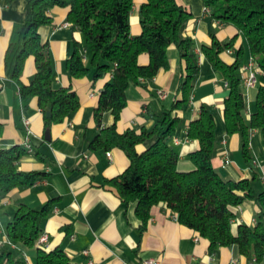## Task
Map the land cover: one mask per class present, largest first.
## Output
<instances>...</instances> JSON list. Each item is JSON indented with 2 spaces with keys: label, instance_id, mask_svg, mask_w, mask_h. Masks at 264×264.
Wrapping results in <instances>:
<instances>
[{
  "label": "crops",
  "instance_id": "obj_1",
  "mask_svg": "<svg viewBox=\"0 0 264 264\" xmlns=\"http://www.w3.org/2000/svg\"><path fill=\"white\" fill-rule=\"evenodd\" d=\"M144 0H133L129 14V33L140 32L139 7ZM28 0H0V149L30 145L32 152L25 153L17 162L22 172H38L39 179L29 187L11 190L0 195V239L5 238V227L18 206L23 203L38 209L52 201V210L42 223V233L47 241L39 246L46 251L61 248L76 264H138L142 259L154 258L158 264H264L254 255H243L236 245L216 247L211 250L207 239L178 222L175 214L163 204L151 207L149 218L143 225L135 213V203H123L108 180L121 174L128 166L124 153L111 147L108 150H92L89 145L99 131L93 119V110L104 84L110 80L107 74L93 80L91 72L79 78L68 76L65 63L74 48L89 54L81 32L66 20L67 9L54 7L49 10L51 23L40 27L41 38L47 42L51 55L52 87H71L77 94L79 107L70 112L61 123L44 125L43 114L35 97L22 99L18 86L6 78L4 54L14 25L24 20V7ZM191 16L183 35L192 39L197 52L199 75L191 90L188 104L175 115L180 119L170 144L178 155L177 169L187 172L193 169L188 154L198 148L196 140L189 139L186 130L190 121L199 115L201 105L209 107L215 122V141L211 163L217 173L226 180L248 179L255 194L264 190V144L259 129L249 136L250 162L241 153L239 135L227 134L222 117L223 101L228 93L222 74L213 69L201 53V46H209L213 39L220 43L234 38L230 49L220 53L223 62L230 64L241 49L240 66L251 58L246 40L233 25L215 20L203 0H177ZM168 68L159 70L149 80L130 84L125 90V107L116 122V130L139 132L151 130L164 109H169L177 97L185 64L173 45L167 49ZM140 64L148 62V56L138 57ZM238 67V68H239ZM255 85L243 90L247 120L255 109L257 87L264 85L258 66L253 67ZM35 72L32 57L25 60L21 82L28 84ZM28 121L26 129L23 121ZM112 115L105 112L101 126L112 123ZM47 131V133H46ZM153 139L138 144V152L147 148ZM109 152V157L106 153ZM225 157L229 163L224 164ZM231 233L236 235L240 224L253 225L259 211L250 200L232 208ZM19 252L24 264H35L36 247H11ZM255 258V261L252 259ZM4 260L0 261L3 264Z\"/></svg>",
  "mask_w": 264,
  "mask_h": 264
},
{
  "label": "trees",
  "instance_id": "obj_2",
  "mask_svg": "<svg viewBox=\"0 0 264 264\" xmlns=\"http://www.w3.org/2000/svg\"><path fill=\"white\" fill-rule=\"evenodd\" d=\"M12 0H4L10 3ZM211 16L222 23L233 25L244 36L248 51L264 79V0H203ZM54 7L67 9L66 20L84 38L89 54L82 61L77 48L66 60L70 78H79L91 72L97 80L110 74L101 89L93 119L99 131L90 142L92 150L120 149L128 166L118 176L108 180L123 203H135V213L144 225L154 205L163 204L182 225L196 231L208 240L211 250L236 245L241 254L260 259L264 254V190L255 194L248 179L237 181L221 177L211 163L215 122L212 110L200 106L199 115L189 122L186 135L196 140L198 148L188 154L193 169L180 172L178 155L170 144L180 119L175 115L188 104L191 90L199 75L198 56L193 41L184 36V28L191 14L177 0H144L139 7L140 32L129 33V14L133 0H28L24 20L13 27L4 54L6 78L18 86L22 99L35 97L46 127L63 122L79 107L76 92L71 87H52L53 67L48 44L39 33L42 26L51 23L48 12ZM1 29V27H0ZM213 39L209 46H201L202 55L213 69L219 71L227 84L222 117L227 134L239 135L241 153L250 162L249 136L259 129L264 144V85L257 87L255 109L246 120L245 101L238 74L241 49L233 63L227 64L220 53L233 45ZM175 46L185 64V74L179 81L177 97L169 109H164L158 123L149 131L138 133L128 129L116 130V122L125 107V90L130 84H139L153 78L159 70L168 68L167 49ZM148 56L140 64L141 54ZM32 57L35 72L28 84L21 82L25 60ZM49 112V116L46 113ZM105 112L112 115V123L101 126ZM151 144L138 152L136 146L150 139ZM26 153L21 146L0 149V195L11 190L33 185L38 172H22L18 160ZM246 200L253 201L259 211L253 225L240 224L236 235L231 233L232 208ZM52 210V201L38 209L18 204L11 221L5 227V237L15 246L32 248L42 233V223ZM35 264H76L59 247L49 251L36 247ZM3 264H24L19 252L10 248L0 250Z\"/></svg>",
  "mask_w": 264,
  "mask_h": 264
},
{
  "label": "built area",
  "instance_id": "obj_3",
  "mask_svg": "<svg viewBox=\"0 0 264 264\" xmlns=\"http://www.w3.org/2000/svg\"><path fill=\"white\" fill-rule=\"evenodd\" d=\"M197 53V52H195ZM82 61L84 62L85 60V53L82 52ZM257 66L255 60L251 57L249 59V62L246 65H242L238 68V74L240 76L241 79V86L243 88V90H247L251 87H253L255 85L256 82V76H255V72L253 71V67ZM260 70V69H259ZM26 129H28V121L25 119L23 121ZM24 149L26 150L27 153L32 152V149L30 147V145L27 143V141L24 144ZM106 155L109 157V152L106 153ZM224 164H228L229 163V159L228 157H225L224 159ZM175 219H177L176 215L174 216ZM47 241V237L44 233H41V235L39 236L36 245L37 246H42L45 242ZM4 244L10 245L11 247H14V244L11 243L6 237L0 239V247ZM264 259V257H263ZM252 261H255V258L252 259ZM89 264H91L89 262ZM138 264H158V261L154 258H146V259H142Z\"/></svg>",
  "mask_w": 264,
  "mask_h": 264
},
{
  "label": "water",
  "instance_id": "obj_4",
  "mask_svg": "<svg viewBox=\"0 0 264 264\" xmlns=\"http://www.w3.org/2000/svg\"><path fill=\"white\" fill-rule=\"evenodd\" d=\"M46 116H49V112L46 113ZM46 133H47V131H46Z\"/></svg>",
  "mask_w": 264,
  "mask_h": 264
},
{
  "label": "rangeland",
  "instance_id": "obj_5",
  "mask_svg": "<svg viewBox=\"0 0 264 264\" xmlns=\"http://www.w3.org/2000/svg\"><path fill=\"white\" fill-rule=\"evenodd\" d=\"M2 248H3V247L1 246V247H0V250H1Z\"/></svg>",
  "mask_w": 264,
  "mask_h": 264
}]
</instances>
